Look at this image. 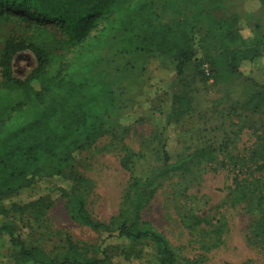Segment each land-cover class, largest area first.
Instances as JSON below:
<instances>
[{"label":"rangeland","instance_id":"obj_1","mask_svg":"<svg viewBox=\"0 0 264 264\" xmlns=\"http://www.w3.org/2000/svg\"><path fill=\"white\" fill-rule=\"evenodd\" d=\"M155 2L163 22L186 18L195 25V58L181 77L176 62L156 51L125 54L123 32L103 25L84 44L71 48L58 25L0 19V55L8 41L39 43L58 60L64 56L68 77L93 84L97 99L87 108L94 107L89 128L95 134L71 153L66 170L92 219L116 225L131 219V183L151 181L152 173L163 169L166 141L170 163L192 159L152 179L141 222L168 239L177 264H264L258 233L264 213V56L242 62V74L231 81L209 77L208 56L234 46L219 32L207 36L212 23L232 21L237 15V29L246 42L264 51L262 8L255 0ZM250 16L258 24L243 23ZM37 66L30 50L14 58L15 75L22 80ZM10 99L15 101L17 95L12 92ZM173 109L175 115L170 116ZM30 116L15 117L12 124ZM49 164L44 161L40 167L48 169ZM37 176L18 192L0 193V207L7 212V217L0 214V224L17 225L28 247L97 258L105 234L74 219L59 181ZM109 243L114 259L107 264H159V252L150 240ZM19 250L12 247L3 253L17 255ZM8 260L3 258L6 264Z\"/></svg>","mask_w":264,"mask_h":264},{"label":"trees","instance_id":"obj_2","mask_svg":"<svg viewBox=\"0 0 264 264\" xmlns=\"http://www.w3.org/2000/svg\"><path fill=\"white\" fill-rule=\"evenodd\" d=\"M259 2L264 16V0ZM11 17L39 26L58 25L71 48L84 44L101 25L120 29L124 34L122 50L125 54L156 51L176 62L178 77L195 58V25L186 18L172 24L163 22L155 0H0V19ZM237 19L235 15L232 21L222 19L218 24H211L207 36L219 32L234 48L208 56L211 63L209 77L219 76L222 81H231L235 74H242V62H253L264 56L258 44L246 42L242 31L237 29ZM26 50L36 56L38 66L22 80L15 75L14 58ZM56 62L59 65L54 69L52 66ZM0 70V193L18 192L24 186H30L37 175H50L51 179L60 182L61 195L70 199L74 219L106 236L98 244L97 258L77 259L72 255H54L28 247L21 240L17 225L2 222L0 264H6L3 258L9 259L8 264H107L114 259L108 251L112 239L150 240L159 252V264H177L168 239L141 222L140 212L152 179L165 171L182 168L192 156L170 163V150L165 141L163 169L153 172L151 181L144 183L133 179L131 183L135 194L131 219L118 225L114 221H95L86 209L85 199L74 191L71 179L66 176L71 153L82 146L84 139L95 134L89 128L94 107L87 108L93 103L92 99H97L91 92L93 84L89 81L77 83L68 77L64 73L63 55L58 60L43 45L24 40L6 43L0 55ZM12 92L17 95L15 101L10 99ZM105 99L110 97L105 95ZM175 112L173 109L170 116ZM26 113H30L29 119L12 124L15 117ZM44 161L51 163L48 169L40 167ZM0 214L7 217L1 207ZM258 223L260 245L264 251V213ZM12 247L20 248L17 255L3 253Z\"/></svg>","mask_w":264,"mask_h":264},{"label":"crops","instance_id":"obj_3","mask_svg":"<svg viewBox=\"0 0 264 264\" xmlns=\"http://www.w3.org/2000/svg\"><path fill=\"white\" fill-rule=\"evenodd\" d=\"M232 1H236V2H239V0H231V2ZM230 3V1L229 2H227L226 4H229ZM259 5V8L261 7V4H260V2H259V0H255V5ZM232 5H233V3H232ZM234 15L235 14H238V13H233ZM262 17H261V21H264V16H263V14L261 15ZM248 19H244L243 20V23H245V24H247V25H250V26H253V25H255V23L257 22L256 20H255V17H252V16H250V17H247ZM259 18H260V16H259Z\"/></svg>","mask_w":264,"mask_h":264}]
</instances>
